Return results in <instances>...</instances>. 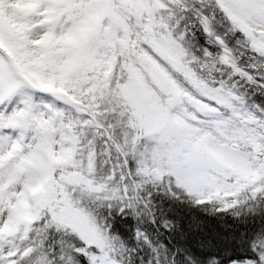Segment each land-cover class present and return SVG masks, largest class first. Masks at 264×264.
I'll use <instances>...</instances> for the list:
<instances>
[{"label": "snow or ice", "instance_id": "1", "mask_svg": "<svg viewBox=\"0 0 264 264\" xmlns=\"http://www.w3.org/2000/svg\"><path fill=\"white\" fill-rule=\"evenodd\" d=\"M0 264H264V0H0Z\"/></svg>", "mask_w": 264, "mask_h": 264}]
</instances>
